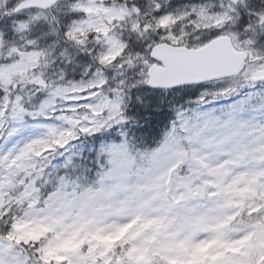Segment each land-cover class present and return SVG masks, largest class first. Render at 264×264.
I'll list each match as a JSON object with an SVG mask.
<instances>
[{
	"label": "snow or ice",
	"instance_id": "6c2138e0",
	"mask_svg": "<svg viewBox=\"0 0 264 264\" xmlns=\"http://www.w3.org/2000/svg\"><path fill=\"white\" fill-rule=\"evenodd\" d=\"M0 264H264V0H0Z\"/></svg>",
	"mask_w": 264,
	"mask_h": 264
}]
</instances>
